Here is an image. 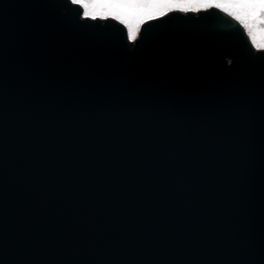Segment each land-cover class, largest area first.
I'll return each instance as SVG.
<instances>
[{"label": "water", "instance_id": "95a60500", "mask_svg": "<svg viewBox=\"0 0 264 264\" xmlns=\"http://www.w3.org/2000/svg\"><path fill=\"white\" fill-rule=\"evenodd\" d=\"M0 264H264V49L0 0Z\"/></svg>", "mask_w": 264, "mask_h": 264}, {"label": "rangeland", "instance_id": "374dc122", "mask_svg": "<svg viewBox=\"0 0 264 264\" xmlns=\"http://www.w3.org/2000/svg\"><path fill=\"white\" fill-rule=\"evenodd\" d=\"M79 5L83 17H112L122 23L131 40L136 38L142 23L149 19L173 10L198 11L215 7L241 24L255 49H264V5L239 0H81Z\"/></svg>", "mask_w": 264, "mask_h": 264}, {"label": "snow or ice", "instance_id": "6c2138e0", "mask_svg": "<svg viewBox=\"0 0 264 264\" xmlns=\"http://www.w3.org/2000/svg\"><path fill=\"white\" fill-rule=\"evenodd\" d=\"M81 0H71L72 4H79ZM112 2H121V0H112ZM239 2L246 4H254V5H264V0H239ZM131 42V37L129 38Z\"/></svg>", "mask_w": 264, "mask_h": 264}]
</instances>
